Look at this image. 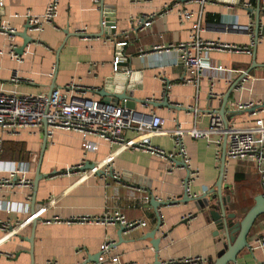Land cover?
Here are the masks:
<instances>
[{
  "label": "crops",
  "instance_id": "obj_1",
  "mask_svg": "<svg viewBox=\"0 0 264 264\" xmlns=\"http://www.w3.org/2000/svg\"><path fill=\"white\" fill-rule=\"evenodd\" d=\"M51 1L5 0L0 7V24H8L18 32L13 41L0 32V92L38 94L76 81L86 88L78 95L104 100L103 88L116 91L124 76L127 85H133V96L139 99L134 108L137 114L162 116L165 130L194 127L197 109L215 112L225 98L229 108L233 102L264 100V0H101L99 5L93 0H58L55 19L44 23L41 31L30 29L27 14L42 17ZM167 6L171 9L165 11ZM181 10L193 11V17L181 20ZM150 14H157L152 25L140 28L139 21ZM258 18L260 38L256 53L210 50L211 67L204 71L198 85L184 81L192 74L183 67L179 51L153 50L159 45L188 40L197 20L204 26V39L247 45L252 40L250 28L256 30ZM103 19L116 25L115 33L103 34ZM79 30L100 36H79ZM26 32L32 40L20 52ZM11 44L17 47L20 60L12 57ZM118 55L123 60L116 71L114 60ZM254 61L259 67L251 70L241 88L234 87ZM219 66L223 69H216ZM15 75L19 81L13 80ZM148 99L160 104L140 101ZM254 119L244 113L231 121L242 127L254 124ZM209 122L206 115L197 126L204 128ZM135 134L128 130L125 135L132 138ZM3 137L4 163L23 167L32 181L38 168L44 177L36 190L34 186L0 188V221L10 223V228L23 223L19 232L8 239H4L5 231L0 228V264H96L106 239L117 244L106 264H116V257L123 263L154 264L157 252L149 234L157 227L158 215L150 203L152 196L177 202L159 207L162 221L155 237L160 239L158 255L162 262L201 256L208 264L224 250L225 238L216 234L206 209L190 199L211 192L219 180L224 146L217 142V136L185 135L189 168L178 164L181 157H176L172 166L166 159L135 149L124 150L112 158L110 165H102L117 146L91 138L99 148L85 152L79 132L56 129L47 137L45 125L26 127L15 136ZM151 141L169 152L175 150L174 136L155 135ZM86 162L95 163L107 174H90V169L82 168L67 172L69 167ZM189 170L198 175L189 185V199L183 202L180 200L186 193ZM114 174H120V178ZM261 192L255 164L225 155L223 195L231 196L229 211L237 214V220L243 218L244 211L255 204V197ZM108 208L120 209L128 218L145 220L147 225L124 232L120 239L119 224L46 221L54 216L68 219L97 215ZM34 217L38 218L36 223ZM262 235L264 213L249 233L250 247L238 255L239 264L264 262V252L254 247L255 239Z\"/></svg>",
  "mask_w": 264,
  "mask_h": 264
},
{
  "label": "built area",
  "instance_id": "obj_2",
  "mask_svg": "<svg viewBox=\"0 0 264 264\" xmlns=\"http://www.w3.org/2000/svg\"><path fill=\"white\" fill-rule=\"evenodd\" d=\"M96 5L101 0H93ZM205 1V0H200ZM5 0H0V7H3ZM59 1L52 0L49 2L46 12L42 17L27 14L28 26L33 30L41 31L44 23L52 22L58 14ZM171 9L166 7L167 11ZM157 14H150L143 17L139 24L140 28H148L152 25ZM193 17V11L181 10V20H189ZM107 21L103 19V24ZM115 28L116 25H111ZM204 29L200 20L193 22L190 38L186 41H180L169 45H159L153 50H170L176 49L180 52V59L185 70L192 74L191 78L184 81L195 85L199 84L200 78L204 71L211 67L209 52L213 49L231 52H247L251 54L259 38L256 39V30L253 26L250 28L252 40L247 45L231 44L219 40H206L201 36ZM0 32L7 35L13 41L16 37L17 29L8 24H0ZM85 33V30H79ZM129 35H126L128 37ZM110 39V38H109ZM125 42H119L125 44ZM11 55L13 58L20 60L21 56L16 52V46L11 44ZM144 52V49H140ZM122 57L118 55L115 60V70H118ZM216 69H223L222 66ZM128 72V71H127ZM247 78L243 79L247 80ZM13 80L19 81L15 75ZM168 84V83H167ZM168 87V85H166ZM242 83L237 86L241 88ZM79 91H86V88L76 81L68 83L64 87H57L49 92L38 94H16L0 92V188L3 187H24L32 186V179L28 177L27 171L21 166H10L4 163L2 159L4 150V134L15 136L26 127L43 126L47 123L46 134L51 137L56 129L74 130L81 134L83 138V148L85 152L97 151L99 146L96 141L91 138L109 143L111 146H117L116 151L106 158L102 165H110L112 158L127 149L144 150L151 154L166 159L174 166L175 158L181 157L182 162L187 168L190 165V156L184 143L185 135L194 138H211L217 136V142L224 146L225 155L230 159L248 160L255 164L257 173L262 185L261 194L264 197V109L251 113L254 117V124L249 126H236L232 121L226 122L225 118L217 112H199L196 110L195 125L190 129L178 127L173 130H165V119L157 114L140 115L134 109L127 106L125 102L118 104L113 102H104L95 98H84L78 95ZM255 102H233L232 108L244 110L250 108ZM209 116L210 122L207 127L199 128L197 123L203 116ZM128 130L134 131L136 134L132 138L126 137ZM155 135H171L175 138V150L167 151L165 148L154 145L151 138ZM218 159L221 153L218 152ZM84 163L71 166L67 172L78 170L84 167ZM100 167V166H99ZM90 174H95V170H89ZM88 174V173H85ZM197 171L189 170L188 180H185V186L197 177ZM115 178H120V174H114ZM190 194V193H189ZM150 200L149 196L146 197ZM45 204L42 205V210ZM48 223H90L99 225L119 224L124 226L126 231L138 227H145L147 222L140 219H130L120 209L108 208L101 214L97 215H76L68 219L60 216H54L46 220ZM23 223L15 228H10V223L0 221V228L4 230V239H8L17 234ZM115 241L106 239L101 245V255L96 264H106L110 259ZM255 248H260L264 252V235L259 236L254 242ZM253 247V248H254ZM254 250V249H253ZM116 264H138L123 263L118 257L114 259ZM50 264H56L51 262ZM165 264H207V260L201 256L185 257L166 261ZM233 264H239L235 262ZM264 264V262L262 263Z\"/></svg>",
  "mask_w": 264,
  "mask_h": 264
},
{
  "label": "water",
  "instance_id": "obj_3",
  "mask_svg": "<svg viewBox=\"0 0 264 264\" xmlns=\"http://www.w3.org/2000/svg\"><path fill=\"white\" fill-rule=\"evenodd\" d=\"M104 4L102 3V7ZM104 8V7H103ZM107 22L104 25L105 30L103 34L107 33H115V28H112L107 19H105ZM103 23V22H102ZM30 29L31 27L28 26ZM110 29V30H109ZM27 34V32H26ZM102 34V35H103ZM18 33L16 34V36ZM77 35L79 36H86V37H96L100 36L99 34H85L77 32ZM26 41L23 46H21L20 52H23L26 45L32 40V37L29 36V34L26 35ZM256 39L259 37V18L257 19L256 24ZM258 43L255 44L253 48V52L256 53V46ZM16 52L19 53L18 49H16ZM20 54V53H19ZM254 67H259V65L254 61L252 66L249 70L243 73L242 78L238 83L234 85V87L239 86L244 78H247V75L250 74L251 70H253ZM120 83L118 89L112 90L111 87H104L101 95L104 96V102H113V103H122L125 102L128 107L131 109L135 108L136 102L139 101V99H136L132 94V88L133 85L129 84L127 85V79L123 77H120ZM55 88V87H54ZM53 88V89H54ZM167 96L165 98V104L168 105V93H166ZM228 98H225L222 104V107L220 110H217L215 112L222 115L226 122H229L232 120V118L236 115L244 114V113H254L257 110L264 109V100L261 102H255L250 108L239 110L236 108H229L227 107V101ZM143 104L150 105L151 103L155 106L159 105L160 102L154 101V100H140ZM164 103V102H163ZM162 104V103H161ZM45 127H47V123L45 122ZM47 136V134H46ZM47 141V138L45 139V142ZM179 165H184L182 161L178 163ZM84 169H90L95 170V173L98 175H104L107 174L105 170L101 169L99 166H97L93 162H86ZM81 169V170H82ZM224 174H225V152L221 163V172L220 177L215 185L214 189L211 192H204L203 194H200L198 196H195L193 198L194 201H197L201 209H206L208 220L214 222L216 226V234H221L225 238V246L224 250L219 254L218 258L216 260H210L208 264H230L237 262L238 255L245 249L250 247L249 242V233L255 224V221L257 218L264 213V197L262 194H259L255 197V204L250 208V210L243 216L242 219L237 220V214L235 212L229 211L228 204L231 202V196H224L223 195V180H224ZM44 177L43 174L40 173V168H38L36 176L34 180L32 181V186H34V189L36 190L39 184V181ZM188 180V177L185 179ZM189 199V191L188 187L186 186V193L184 196V199L180 201H186ZM33 203V216H35V199L32 202ZM150 203L152 204L153 208L156 210V213L158 215V224L157 227L149 234V237L151 238V243L153 245V248L157 252L155 256V262L154 264H165V262H162L158 255L159 250V238L155 237V234L157 232V229L159 228V225H161V214L159 213V207L163 205L168 204H175L176 201H163L159 200L155 196L151 197ZM38 221V218L33 219V222L36 223ZM126 232V228L124 226H120L118 236L120 239H122L123 233ZM117 245V244H116ZM101 253L98 254L96 262H98L99 256Z\"/></svg>",
  "mask_w": 264,
  "mask_h": 264
},
{
  "label": "trees",
  "instance_id": "obj_4",
  "mask_svg": "<svg viewBox=\"0 0 264 264\" xmlns=\"http://www.w3.org/2000/svg\"><path fill=\"white\" fill-rule=\"evenodd\" d=\"M251 207L247 208L244 213L246 214L249 210H250Z\"/></svg>",
  "mask_w": 264,
  "mask_h": 264
}]
</instances>
